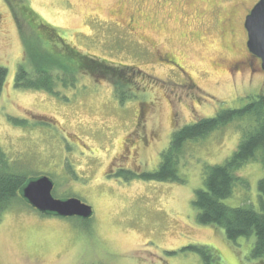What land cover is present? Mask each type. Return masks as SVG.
I'll return each mask as SVG.
<instances>
[{"label":"rangeland","instance_id":"1","mask_svg":"<svg viewBox=\"0 0 264 264\" xmlns=\"http://www.w3.org/2000/svg\"><path fill=\"white\" fill-rule=\"evenodd\" d=\"M25 1L77 49L144 73L134 88L138 95L124 103L110 80L86 74L75 86H63L61 95L15 86L28 46L44 52L45 44L19 8L0 0V65L8 69L0 149L13 173L49 175L56 198L78 197L94 209L88 220L65 219L12 199L0 212V264H206L190 248L195 245L213 247L219 257L214 264H264L251 256L255 236L229 240L223 228L199 223L193 207L205 166L234 153L246 117L185 142L178 166L185 182L130 174L157 170L177 128L242 108L250 96L264 93V70L256 60L240 73L226 69L246 52L241 18L256 0ZM232 12L233 37L227 27ZM130 14L136 16L133 27ZM130 138L136 141L132 150H140L121 156ZM257 156L237 172L246 184L237 183L226 205L264 211L262 149Z\"/></svg>","mask_w":264,"mask_h":264},{"label":"trees","instance_id":"2","mask_svg":"<svg viewBox=\"0 0 264 264\" xmlns=\"http://www.w3.org/2000/svg\"><path fill=\"white\" fill-rule=\"evenodd\" d=\"M7 1L14 9H20L24 18L30 21L35 34L45 44L44 52L29 51L31 47L28 46L27 60L18 66L15 86L61 95L63 86H75L79 75L86 74L97 82L110 80L115 95L122 103L138 95L134 88L143 70L129 65H116L82 52L67 42L58 29L43 20L25 0ZM7 75L8 69L0 65V98ZM249 98L250 102L242 108L223 109L213 117L200 118L177 128L172 134L169 148L161 154L157 170L139 174L131 171L130 174L148 180L185 182L178 169L185 142L205 137L236 117H246L247 124L234 153L222 163L205 166L203 186L195 190L193 207L198 210L199 223L223 228L229 240L255 236L251 256L264 261V211L245 206L231 207L223 202L232 196L237 183L246 184L237 172L250 160L259 159L258 150L262 149L264 153V93ZM37 118L46 120L43 116ZM27 179L11 171L6 153L0 149V212L10 205L12 199L21 197L19 191ZM258 187L264 208V177L259 180ZM190 248L200 252L206 264H214L219 259L216 250L208 245Z\"/></svg>","mask_w":264,"mask_h":264},{"label":"water","instance_id":"3","mask_svg":"<svg viewBox=\"0 0 264 264\" xmlns=\"http://www.w3.org/2000/svg\"><path fill=\"white\" fill-rule=\"evenodd\" d=\"M248 48L257 55L264 70V0L254 6L247 16ZM55 182L48 175L28 178L20 188V196L41 213L62 217L77 216L88 220L94 214L91 205L78 197L56 198L53 195Z\"/></svg>","mask_w":264,"mask_h":264},{"label":"flooded vegetation","instance_id":"4","mask_svg":"<svg viewBox=\"0 0 264 264\" xmlns=\"http://www.w3.org/2000/svg\"><path fill=\"white\" fill-rule=\"evenodd\" d=\"M259 2V0H256L251 7H249L248 9H246L245 13L243 14L242 18H241V27H242V30L244 31V34H245V39H244V49L246 50L245 53H242V56H240L239 58L237 59H234L232 61V63L230 64V66L227 69V71L230 73H240V72H243L244 70H246L248 67L250 66H253L254 65V61L256 60L257 61V64L258 65H261L262 61L261 59L253 54L249 48H248V31L246 29V25H245V22H246V19H247V16L251 13L252 9L254 8V6ZM130 25L131 27H133L135 25V22H136V16L135 15H132L130 14ZM232 16L231 18H228L227 20V27L228 28V31H229V35H231L232 37L235 36V25H234V22L236 20V12H232V14L230 15ZM236 41H234L235 43ZM232 49V47H230ZM167 54V61L172 65V66H175V65H178L175 61V59L173 57H171L168 53H165ZM262 68V67H261ZM142 128L144 127H141V129H139L140 131L139 132H136V135L138 133H140L141 131H144ZM134 133V132H133ZM141 137H138L137 140H139ZM135 142L134 141V138H130V139H127L126 141V146H124L122 148V152L120 153V155L122 156L123 154H129V155H134L136 154V152L140 149H136V150H132V147L134 148L135 147ZM133 151V152H132ZM36 209V208H35ZM37 210V209H36ZM39 211V210H37ZM43 215H47V216H55V215H48V214H44L42 213ZM55 217H62V216H55ZM93 217V216H92ZM65 219L67 217H64ZM84 220V219H83ZM39 262V261H38ZM38 262L36 264H38Z\"/></svg>","mask_w":264,"mask_h":264}]
</instances>
